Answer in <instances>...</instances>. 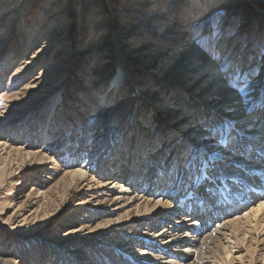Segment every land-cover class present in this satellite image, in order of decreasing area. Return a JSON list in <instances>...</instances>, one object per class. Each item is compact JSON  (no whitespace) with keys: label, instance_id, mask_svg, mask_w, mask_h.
<instances>
[{"label":"rangeland","instance_id":"rangeland-1","mask_svg":"<svg viewBox=\"0 0 264 264\" xmlns=\"http://www.w3.org/2000/svg\"><path fill=\"white\" fill-rule=\"evenodd\" d=\"M171 2L0 0V264H95L92 241H100L99 249L105 252H110V244L115 246L122 234L113 236L110 231L127 210L116 211L102 202V195L112 185L90 183V179L99 181L96 160L110 138L111 113L124 102L127 119L116 136L120 149L139 133L150 141V148L164 149L157 142L182 144L187 139L195 171L197 155L202 152L207 159L220 144L223 152L230 153L224 157L226 163L221 162V174L231 181L227 167H234L229 162L244 157L243 150L233 151L215 137L193 141L198 136L185 134L186 129L195 132L194 126L187 128L182 122V112L172 120L173 130L159 116L179 111L182 103L185 107L199 105L200 96L206 121L210 109L220 113L215 119L218 137L226 128L222 117L234 122L247 111L248 118L240 121L239 129L251 131L258 123L264 124L258 121L260 109L256 111L254 105L264 84L249 87L251 78L246 76L256 74L264 62V0H174L176 4L170 6ZM185 8L194 14L181 16ZM195 57L200 65L209 61L220 67L233 88L232 95L239 99V109H229L231 100L221 94L203 91L207 82L203 69L181 72L182 78L175 76L176 70ZM254 59L257 67L251 66ZM120 63L124 83L114 91L108 81ZM59 93L64 104L57 108L46 139L26 138L24 130L35 126L24 123L37 117L44 125L49 102ZM246 98L250 100L242 103ZM108 100L114 105L107 109L103 103ZM134 111L158 122L135 132L129 129ZM12 129L15 135L10 137ZM257 142L246 143L247 147L254 145L249 154L257 152ZM27 152L47 158L41 161ZM185 156L192 159L191 154ZM148 163L154 166L156 162ZM80 168L86 170V178L72 183L69 173ZM209 171L207 176L219 179L220 172L214 173L211 167ZM239 184L246 191L244 183ZM213 194H207L210 201ZM249 196V203L234 207L238 214L232 219L243 218L264 204V194L259 191ZM258 220H264V205ZM242 226L237 230L238 241H231L238 250L230 254L229 264H264L263 227L256 223ZM244 231L247 238L241 242ZM136 249L130 248L128 255ZM228 262L218 259L212 264Z\"/></svg>","mask_w":264,"mask_h":264},{"label":"bare ground","instance_id":"bare-ground-1","mask_svg":"<svg viewBox=\"0 0 264 264\" xmlns=\"http://www.w3.org/2000/svg\"><path fill=\"white\" fill-rule=\"evenodd\" d=\"M143 4L148 3L143 2ZM175 4L172 0L170 6ZM185 10V12L179 14H194L190 8H185ZM155 26L161 27L158 24ZM254 60V66L253 64L251 66L257 67L258 62L256 59ZM208 62L200 65L196 57L192 58L188 60L182 70L175 71L178 73L175 76L182 78L181 72L203 69L204 79L207 81L203 91L217 92L221 94V98L231 100L232 106L229 109H239L241 106L236 103L239 99L232 95L233 88L225 79L220 67ZM124 76V66L120 63L117 71L108 81L109 86H112L114 91L120 90V86L124 83ZM246 76L251 78L249 87L256 85V82L264 84V62L261 67H258L256 74L250 72ZM106 94L107 91L104 92V96ZM197 98L200 99L199 105L185 107L186 103H182L183 105L177 107L179 111L161 113L159 119L169 127L171 126L173 130L172 120L178 112H182V122L185 125L194 126L192 129L195 132L192 133L189 132V129H186L185 134L190 135V137L192 135L198 136L193 141H196V139L203 140V137H215L226 144L227 147H231L233 151L240 152L243 150L244 152L242 151L241 154L243 153L244 157L239 161L229 162V164L235 165L234 167H227L231 174L229 177L231 181L224 174H221L222 166H224V163L222 165L221 162L230 153L223 152L224 147L220 144H217L214 151L207 155V159L202 152L197 157L195 155L198 159L195 171L192 170L196 162L193 159L192 149H190L187 139L182 144L178 141L170 145L163 141H161L162 143L157 142L164 149H159L156 146L150 148V141L142 138L139 133L134 134V137L131 140L129 139V142L122 145V149H120V144L116 139L117 131L126 121L128 111L127 107L124 108L127 103L123 100V107H115V111L111 113L113 115L110 117V138L100 158L96 160L95 172L99 181L92 177L90 183L102 184L106 182L112 185L109 190H106L107 193L102 195L101 201L106 202L105 204H108L109 207H115L116 211H127L123 217L115 221V227L110 231L113 236L119 233L122 234L116 240L115 246L109 245L110 252L99 249L100 241L91 242L93 252L96 254L95 264H212L216 263L218 259L222 262H228L232 251L238 250V248L234 249L231 241L235 240L236 242L237 230L241 227V224L246 226L256 223L257 227L261 226L264 229V220L261 222L258 220L264 204H260L256 210L253 209L243 218L232 219L233 216L238 214L236 209L240 208V205L243 207V205L250 202V192L253 193L257 190L264 194V149L262 148L264 144V124L258 123V126L251 131H249L250 128L247 130L239 129L238 124L240 121H245L248 118L247 111L242 118L234 122L222 117L226 128L221 137H218L217 121L215 119L220 117V113L218 112V115H216L213 112L214 109H210L209 118L206 121L203 117V115L206 116L205 111L200 107L203 101L200 96ZM246 100L249 101L250 98H246L242 103ZM49 103L51 105L47 110V120L44 125L39 122L37 117L28 119L24 123L27 127L30 125L31 127L35 126L32 130H30L31 128L24 130L26 138L28 136L35 139L39 136V140L43 141L50 133V129L53 127L52 121L56 118V110L64 104L62 94H57ZM113 103L108 100V102L103 103V107L108 109V107L114 105ZM254 105L257 106L256 111L260 109L257 116L258 121L264 123V90L261 91V96ZM184 108L186 109L184 110ZM162 115H166L165 118H162ZM152 119V116H144L142 113L137 114L134 111L131 115L133 123H130V125L132 127L129 125V129L140 132V130H146L145 127L147 126L151 128L154 121L158 122V120L152 121ZM187 128H190V126ZM37 129L39 130L37 131ZM9 135L10 137L14 136L15 130H10ZM249 141H258L255 145L257 152L252 150L250 154L248 153L251 151L250 147H254V145L246 146ZM17 152L21 153L22 150H17ZM27 154L28 156L38 157L41 161H45L47 158L46 154L37 155L32 152H27ZM167 154L170 156L168 157ZM186 154H191L192 159L187 160ZM259 156L262 157L259 158ZM149 161L156 163L152 166V163H148ZM226 161L224 162L226 163ZM210 167L215 170L214 173L220 172L219 179L214 180L216 177L213 175L207 176ZM86 174V170L80 168L69 173V176L72 183L78 184L86 178ZM207 178L212 179L211 184ZM239 181L244 183L245 186L242 189H246V191L239 188L242 186ZM214 192L216 194L212 195L213 200L210 201L209 198L211 197H208V195ZM164 224L165 226L157 233L156 228ZM246 235L247 232L244 231L241 242L246 241ZM255 239L253 238V240ZM143 243L142 247L144 249H141L140 246ZM102 244L104 246L107 243ZM132 247H137V252L128 255L129 249ZM238 258L239 260L242 259L239 256Z\"/></svg>","mask_w":264,"mask_h":264}]
</instances>
